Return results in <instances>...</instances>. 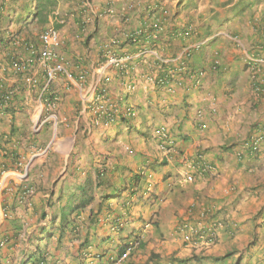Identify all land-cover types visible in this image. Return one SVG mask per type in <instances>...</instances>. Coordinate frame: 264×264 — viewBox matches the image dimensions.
<instances>
[{"label": "crops", "instance_id": "obj_1", "mask_svg": "<svg viewBox=\"0 0 264 264\" xmlns=\"http://www.w3.org/2000/svg\"><path fill=\"white\" fill-rule=\"evenodd\" d=\"M73 1L0 0V264H264V141L256 154L243 148L264 136V0ZM155 19L159 30L133 37ZM37 24L56 25L67 62L49 85L38 60L10 68L27 56L17 38L38 43ZM111 56L124 59L121 69ZM250 63L261 68L254 80ZM105 78L119 114L95 125ZM99 171L95 198L67 218L76 233L61 232V209ZM151 193L157 199L146 200ZM135 238L142 246L119 257Z\"/></svg>", "mask_w": 264, "mask_h": 264}, {"label": "built area", "instance_id": "obj_2", "mask_svg": "<svg viewBox=\"0 0 264 264\" xmlns=\"http://www.w3.org/2000/svg\"><path fill=\"white\" fill-rule=\"evenodd\" d=\"M160 29V20L155 19L153 22H151L149 25L145 26L142 30H138L134 32L133 37H135L137 34H140V32H149L151 31L153 34ZM15 43L19 46L24 47L26 49L27 56L24 58H17V59H12L10 62V68L13 72L18 73V72H24L26 71L29 67L33 65L35 60H38L42 62L43 64L46 65V70H45V83L46 85H49L56 75L58 73H67L65 69V65L67 64L65 57L58 51L59 48L62 45V38L59 34V31L53 27V26H47L45 27L39 34H38V43L30 42L22 38H17L15 40ZM144 51V50H143ZM185 56H188L187 50H185ZM128 59L129 56H125V59ZM109 62L113 64L117 68H122L124 59L122 58H117L115 56H111L109 58ZM183 65L184 63L181 62ZM250 66L252 67V72L253 74L251 75V78L254 80L257 78V74L261 73V68L258 66H255L254 64ZM202 76V72H198V74H195L194 77V85H198L200 82V77ZM79 81H83L84 75L79 74L78 76ZM109 79L105 78L104 83L101 85L100 90L98 93L94 96L92 102H94V106L91 107L92 111V121L95 125L100 124L101 122H106V123H113L116 121V116L119 114L117 108H115L113 105H109L107 96H106V91H107V86L106 83ZM260 81H264V78H262ZM157 83L159 84H166L167 79L162 78V79H157ZM32 84H35V81H32ZM10 92H8V95ZM6 95L5 98L7 99L9 96ZM58 99L57 96L52 95L50 99L47 101V110L49 111L50 109H53L54 104L56 103V100ZM124 115L123 117L127 118H133L135 116V111L131 107H126L123 111ZM203 116V113L201 110L197 111L196 117L201 118ZM264 128H262V131ZM157 134L160 137V142L158 143V148L160 150H164L165 145L164 142L167 139L166 133L164 130H159L157 131ZM162 141V142H161ZM264 141V136L259 134H255L250 136L245 143L243 144V148L245 150H248L250 154H256L260 150V145ZM130 151V149H129ZM199 161H202L201 158H199ZM200 164V162H198ZM199 167V166H198ZM200 171H210L213 173L215 170L211 166H208L204 163H202V166L199 167ZM185 179L189 182L193 181V176L191 174H188L185 176ZM147 187H150V184L147 185ZM149 189V188H148ZM30 195V190H26L24 192L23 198L26 199ZM116 226L114 227L116 230L121 228L123 223L121 220H116L115 221ZM180 232H183V237L185 240H190L192 232L191 226L188 224H183L180 226L178 229ZM208 241L213 240L212 234L208 235ZM7 242V239L4 236H0V248L3 247ZM137 241H135L132 245L131 248H128L126 251L129 252L133 248H138L137 247ZM126 253V252H125ZM125 255V254H124ZM167 264H173L172 262H168Z\"/></svg>", "mask_w": 264, "mask_h": 264}, {"label": "trees", "instance_id": "obj_3", "mask_svg": "<svg viewBox=\"0 0 264 264\" xmlns=\"http://www.w3.org/2000/svg\"><path fill=\"white\" fill-rule=\"evenodd\" d=\"M41 6V10H43V6L40 4ZM40 8H38V12L40 13ZM40 17V16H39ZM104 175V171H99L96 175V178H95V184L92 182V180H90L89 178H86L84 180V182L81 184L80 186V200L79 202H77L76 204H74L73 206L71 205H65L62 209H61V214H60V221L62 223V230L61 232L63 231V228L64 227H68L70 230V233H73L75 234L76 233V224L74 221H69L67 218L69 217L70 214L72 213H75L77 211H79L80 209L84 208L88 202L92 201L94 198H95V193H98L99 189L98 187L100 186V183L99 182V178L101 176ZM142 176L140 175H133L132 177V180L133 182H139L141 180ZM135 193V191H131V194ZM116 195V194H115ZM110 198H114V194H101L100 195V201H103V200H106V199H110ZM155 200L157 199V196L154 195V194H149L147 197H146V200ZM117 224V223H115ZM120 229V228H119ZM137 241V247H141L142 246V242L135 238L134 240H132V242L130 243H127V244H122V245H119L118 247V256L121 257L125 254L126 250L128 248H131L133 243ZM87 238H84V240L81 242V245L84 246L87 244ZM228 255V254H227ZM227 255H224L220 258H224L226 257ZM179 263H184L185 261H187V259H179L178 260Z\"/></svg>", "mask_w": 264, "mask_h": 264}, {"label": "rangeland", "instance_id": "obj_4", "mask_svg": "<svg viewBox=\"0 0 264 264\" xmlns=\"http://www.w3.org/2000/svg\"><path fill=\"white\" fill-rule=\"evenodd\" d=\"M61 1H63V5L65 4V6L66 5H68V7L69 6H75L74 5V1L73 0H61ZM76 2H78V4L79 5H83V3H85V2H87V1H89V0H75ZM64 19H66L65 20V22H68V19H70V14L68 15V16H63V14L61 15ZM58 24H59V22H58ZM61 25V24H60ZM49 26H53V27H55L58 31H59V29L56 27V25L55 24H53V25H49ZM45 27V24H37V25H35L34 26V29L32 30V32L34 33V34H36V33H39V31H41L43 28ZM28 33L30 34V32L28 31ZM59 34H60V32H59ZM31 35V34H30ZM34 36V35H33ZM60 36H61V34H60ZM34 43H37V42H34ZM48 112H50V110L48 111ZM130 155V154H129ZM135 159L137 158V157H134ZM131 162H129L128 164H130ZM156 166V168H158L159 166H160V170H162V168H164V163H158V164H156L155 165ZM126 167V165L124 166V168ZM156 168H153V169H151L150 168V170H159V169H156ZM127 169V168H126ZM118 170V169H117ZM120 170H123V167L120 169ZM111 192L112 193H116V192H114V189L113 190H111ZM236 261V260H235Z\"/></svg>", "mask_w": 264, "mask_h": 264}]
</instances>
